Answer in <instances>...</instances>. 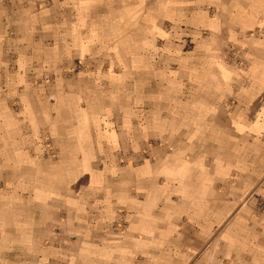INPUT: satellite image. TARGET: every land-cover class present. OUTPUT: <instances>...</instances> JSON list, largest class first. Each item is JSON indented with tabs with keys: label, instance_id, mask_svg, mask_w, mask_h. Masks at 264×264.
<instances>
[{
	"label": "crops",
	"instance_id": "obj_1",
	"mask_svg": "<svg viewBox=\"0 0 264 264\" xmlns=\"http://www.w3.org/2000/svg\"><path fill=\"white\" fill-rule=\"evenodd\" d=\"M19 18L26 37L13 42L0 16V264H264V213L241 205L264 181V0H55L37 22ZM224 28L247 48L243 70L209 58L201 29ZM85 54L106 63L56 78V116L9 108L35 61ZM158 137L169 142H146ZM120 147L143 160L121 164Z\"/></svg>",
	"mask_w": 264,
	"mask_h": 264
},
{
	"label": "rangeland",
	"instance_id": "obj_2",
	"mask_svg": "<svg viewBox=\"0 0 264 264\" xmlns=\"http://www.w3.org/2000/svg\"><path fill=\"white\" fill-rule=\"evenodd\" d=\"M64 2V0H59ZM55 3V0H0V16L3 19L2 26H4L6 23H8V32L9 36H12L13 39H15L13 42L18 41L20 39H23L26 37L25 34V25L27 26L26 19H20L19 15H26V16H35V22L36 21V15L41 12V10L51 7ZM204 10L208 11V14L210 17H215L218 13V9L216 6H210V7H204ZM17 15L19 18L15 23H10V18ZM36 25V23H35ZM166 28L169 30H172V25L170 23L165 24ZM10 26L15 27L17 26L18 32H12L10 31ZM183 29L184 26H181ZM178 33L181 32V28L176 29ZM175 34V33H173ZM201 38L207 39L211 46V51L209 54L210 60L213 62H222L225 64L230 65L236 72L238 70H243L248 66V56H247V48L246 46H240L237 44V39L232 38L230 35V32L224 28L220 31H214L211 29H201ZM42 37V35L35 33L32 35V39L35 38V40H39ZM19 42V41H18ZM17 42V44H18ZM25 43L24 41H22ZM21 42V43H22ZM173 43H182L183 45V51H191L194 47V43L191 40V37L187 35H178L175 38L172 39ZM164 40L158 41V46L160 48H164ZM243 49V53L241 54L242 58L246 62V65L244 67L237 68V49L238 48ZM156 60H159V56L155 57ZM239 58V57H238ZM18 55L10 56L8 58V64L12 68V70L16 69L18 70ZM105 61V57L100 56H94L85 54L80 57H76L73 59H70V61H61L58 62V65L55 66V68L50 67L45 62L39 60L35 61L32 66V70L29 74V81L27 82V85L20 86L15 91L12 92L11 96L8 98V106L9 108L17 114H22L24 111L26 105L34 111H41L43 107H50L51 112L56 116L57 110L56 107L58 106V94L57 90L55 88V81L57 77H63L66 80H71L78 75H84L90 71H93L95 69V66L100 64L101 62ZM105 68L106 65H103ZM14 68V69H13ZM118 68V67H117ZM6 90V86L2 85L0 88V99L4 97L3 91ZM66 90H70L66 88ZM114 106L117 104H113ZM28 124L26 127L28 128ZM25 127V129H26ZM41 131L44 135V145L45 150L43 151L44 155L54 157L55 159L58 158V151L55 148V140L52 136L51 131L45 127H41ZM146 142L151 147L160 146L161 144L168 143L167 137H158V138H150L147 139ZM1 148V146H0ZM137 152V151H135ZM131 153V152H130ZM115 158L119 160L121 164L125 163H132V164H138L143 160V158H137L136 156H130L132 157L130 161H128L127 158V151L122 149L121 147L119 149H116L113 152ZM132 154V153H131ZM130 154V155H131ZM143 157L147 156L150 157L149 151L145 150L142 151ZM104 159V156H102ZM153 158V157H152ZM4 182L0 179V188H3ZM262 190H264V181H261L258 183L255 188L252 190L251 194L247 199H245L241 205H253L258 209L260 213H264V194L262 193ZM251 198V199H250ZM61 219L66 220L67 216L60 215ZM237 215L231 216L229 219H227L226 223H232L234 222ZM121 228H123L122 225H118ZM67 231L62 227H54L53 230H51L52 240L51 243H49L51 246L53 245L56 248L63 247L66 245V242H68L67 239H64V237H67L68 234ZM70 239H73L72 236H69ZM66 240V242H65ZM50 242V241H49ZM51 264H58L57 262L53 261Z\"/></svg>",
	"mask_w": 264,
	"mask_h": 264
},
{
	"label": "built area",
	"instance_id": "obj_3",
	"mask_svg": "<svg viewBox=\"0 0 264 264\" xmlns=\"http://www.w3.org/2000/svg\"><path fill=\"white\" fill-rule=\"evenodd\" d=\"M238 48V47H237ZM243 49L238 48L237 49V68L239 67H244L246 65V62L244 61V59L241 57L242 53H243ZM239 57V58H238Z\"/></svg>",
	"mask_w": 264,
	"mask_h": 264
}]
</instances>
